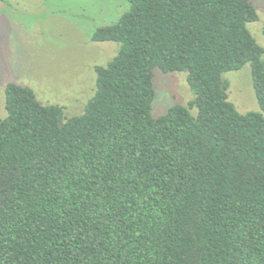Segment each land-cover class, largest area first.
<instances>
[{"label": "trees", "instance_id": "1", "mask_svg": "<svg viewBox=\"0 0 264 264\" xmlns=\"http://www.w3.org/2000/svg\"><path fill=\"white\" fill-rule=\"evenodd\" d=\"M1 1V0H0ZM81 114L5 88L0 264H264V47L250 0H128ZM251 64L261 111L225 72ZM193 98L152 114L154 69ZM196 110V113L193 111Z\"/></svg>", "mask_w": 264, "mask_h": 264}, {"label": "rangeland", "instance_id": "2", "mask_svg": "<svg viewBox=\"0 0 264 264\" xmlns=\"http://www.w3.org/2000/svg\"><path fill=\"white\" fill-rule=\"evenodd\" d=\"M250 1L259 19L248 27L264 47V0ZM128 8V0H1L0 119L7 115L9 82L31 87L44 104L63 106L67 117L81 114L96 90V66L107 65L119 48L117 42L92 41L91 36L98 27L115 23ZM223 77L229 83V99L241 113L261 111L251 64ZM153 81L156 118L194 96L186 72L155 68Z\"/></svg>", "mask_w": 264, "mask_h": 264}]
</instances>
